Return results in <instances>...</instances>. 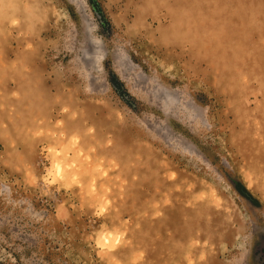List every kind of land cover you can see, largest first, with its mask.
Returning <instances> with one entry per match:
<instances>
[{"label": "rangeland", "instance_id": "obj_1", "mask_svg": "<svg viewBox=\"0 0 264 264\" xmlns=\"http://www.w3.org/2000/svg\"><path fill=\"white\" fill-rule=\"evenodd\" d=\"M0 264H264V0H0Z\"/></svg>", "mask_w": 264, "mask_h": 264}]
</instances>
